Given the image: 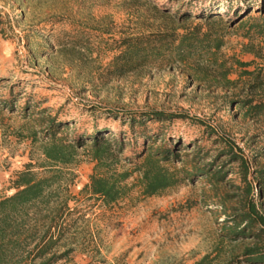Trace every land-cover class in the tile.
<instances>
[{
	"label": "rangeland",
	"instance_id": "1",
	"mask_svg": "<svg viewBox=\"0 0 264 264\" xmlns=\"http://www.w3.org/2000/svg\"><path fill=\"white\" fill-rule=\"evenodd\" d=\"M254 1L0 0V198L14 192L13 181L27 167L37 177L58 171V189L49 205L59 206L67 198L70 214L64 219L66 240L54 252L69 253L54 264H194L214 247L224 219L214 200L242 186L237 163L221 153L222 138L232 141L252 168H264V118L245 119L234 103L249 94L257 74L264 76V58L241 50L248 25L230 22L236 6L244 9ZM217 10L225 12L223 21L210 25L197 19L180 23L175 16ZM196 23L201 32L210 33L209 41H221L215 57L230 68L234 86L192 79L195 67L215 69L209 52L202 59L158 63L121 78L108 74L120 37L183 32ZM158 110L198 117L217 134L181 119L148 121L146 127L130 130L127 116ZM51 117L67 125L51 129L63 142L105 129L113 133L109 138L123 139V151L112 163L117 172L129 173L122 198L106 205L88 194L90 176L102 172L88 145L77 148L69 164L45 158ZM161 132L167 145L179 146V161L166 164L177 182L146 195L142 159L137 158L142 134L154 136L159 146L156 136ZM197 152L206 157L200 164L216 155V165L224 166L223 184L210 187L202 176L185 177L183 171L191 168ZM232 205L233 200L225 203L226 209Z\"/></svg>",
	"mask_w": 264,
	"mask_h": 264
},
{
	"label": "trees",
	"instance_id": "2",
	"mask_svg": "<svg viewBox=\"0 0 264 264\" xmlns=\"http://www.w3.org/2000/svg\"><path fill=\"white\" fill-rule=\"evenodd\" d=\"M254 5L255 8H252ZM239 8L236 6L233 9L234 18L230 22L241 26L248 25V40L241 45V50L264 58V0H255L244 9ZM252 9L254 14L251 15L249 13ZM224 13L222 10L209 11L206 14L184 12L175 13V16L180 23L197 19L210 25L215 21H223ZM1 24L0 15V30ZM209 36L210 33L201 32L200 25L196 23L191 30L185 29L183 32L174 29L120 37L115 41L116 54L108 65V74L113 78H121L154 64L169 61L185 63L192 56L202 59L210 53L212 58L209 63L215 69L209 71L203 67H195L198 70L192 74V79L206 82L208 86L232 87L235 80L229 77L230 68L225 67L223 62L218 63L215 57L221 41L215 39L211 42ZM256 39L262 42L257 44ZM235 63L244 65L239 60ZM248 89L249 94L234 101L238 105L239 114L249 120L264 118V76L257 74ZM127 119L131 131L135 130L136 126L144 127L148 121L165 124L172 119L190 121L211 130L207 123L198 117L181 113L168 114L162 110L135 113L134 116H127ZM47 122V132L67 126L53 117ZM112 134L109 129L95 130L87 136L82 135L67 143L57 137L55 132H51L47 139L49 141L43 145V154L51 163L69 164L76 149L88 145L91 158L97 162L98 168H102V172L95 171L85 188L88 194L97 196L107 205L124 196L125 185L122 183L129 175L127 171L117 172L112 165L124 146L123 139L121 141L109 138L108 135ZM142 137V150L137 155V158L142 159V192L155 195L177 182L166 164L179 161V146L167 145L162 132L156 136L162 141L159 146H156L154 136L142 134ZM222 139L224 140L221 153L227 155L230 162L237 163V174L242 186L236 187L237 193L223 195L219 201L214 200V203L224 210L221 233L214 247L194 264H264V168H252L241 150H235L232 141ZM213 157L212 160L200 164V160H205L206 157L199 156V152L194 153L191 168L183 171V174L186 178L202 176L210 187L223 184L224 166H217V157ZM57 173L58 171L54 170L50 176L37 177L31 167H27L20 171L13 181L14 192L0 198V264H54L68 255L69 251L61 254L54 252V249L66 240L67 232L64 231L67 227L64 219L70 214L67 198L59 206L49 205L50 198L58 189L54 187L59 176ZM231 200L234 205L226 209L225 203ZM41 206L45 207L46 213L43 222Z\"/></svg>",
	"mask_w": 264,
	"mask_h": 264
}]
</instances>
